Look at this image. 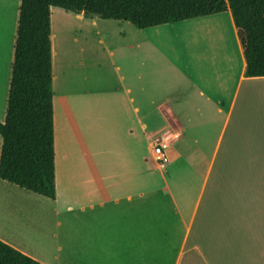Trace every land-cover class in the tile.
Returning <instances> with one entry per match:
<instances>
[{
  "label": "crops",
  "instance_id": "0c3cea01",
  "mask_svg": "<svg viewBox=\"0 0 264 264\" xmlns=\"http://www.w3.org/2000/svg\"><path fill=\"white\" fill-rule=\"evenodd\" d=\"M4 3L1 122L21 1ZM51 26L56 196L0 178V239L43 264H264V76L231 10L140 29L52 6Z\"/></svg>",
  "mask_w": 264,
  "mask_h": 264
},
{
  "label": "trees",
  "instance_id": "16d2710c",
  "mask_svg": "<svg viewBox=\"0 0 264 264\" xmlns=\"http://www.w3.org/2000/svg\"><path fill=\"white\" fill-rule=\"evenodd\" d=\"M0 178L55 198V126L51 7L140 29L231 10L245 75L264 76V0H20ZM0 264H43L0 239Z\"/></svg>",
  "mask_w": 264,
  "mask_h": 264
},
{
  "label": "rangeland",
  "instance_id": "374dc122",
  "mask_svg": "<svg viewBox=\"0 0 264 264\" xmlns=\"http://www.w3.org/2000/svg\"><path fill=\"white\" fill-rule=\"evenodd\" d=\"M13 1H19V0H13ZM16 3V2H15ZM7 4H3V7L0 8V9H8L7 7ZM13 11L11 12V15L13 17ZM13 19V18H12ZM73 19H66V23L69 25L70 23H73ZM62 26V25H61ZM64 27V25H63ZM63 30H61V27L59 26H56V37L54 39V50L56 51V66H58L59 64V55H60V50H61V38H60V34ZM87 44H86V47H88L89 51H92V49H96L97 48V39L94 35V33L90 32V34L88 35L87 39ZM68 43H65V45H67ZM64 45V42H63V50H64V53H66L65 51L67 50V46ZM59 92V81L57 80V94ZM59 103V98H58V95H57V105ZM59 135V133H58Z\"/></svg>",
  "mask_w": 264,
  "mask_h": 264
},
{
  "label": "built area",
  "instance_id": "2783aa9c",
  "mask_svg": "<svg viewBox=\"0 0 264 264\" xmlns=\"http://www.w3.org/2000/svg\"><path fill=\"white\" fill-rule=\"evenodd\" d=\"M156 154H157V159L160 162L161 165H165L168 163V159L164 155V152L162 150V146H156Z\"/></svg>",
  "mask_w": 264,
  "mask_h": 264
},
{
  "label": "bare ground",
  "instance_id": "6f19581e",
  "mask_svg": "<svg viewBox=\"0 0 264 264\" xmlns=\"http://www.w3.org/2000/svg\"><path fill=\"white\" fill-rule=\"evenodd\" d=\"M264 134V133H263Z\"/></svg>",
  "mask_w": 264,
  "mask_h": 264
}]
</instances>
